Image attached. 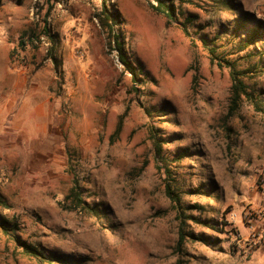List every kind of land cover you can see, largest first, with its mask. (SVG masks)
Returning a JSON list of instances; mask_svg holds the SVG:
<instances>
[{"label":"rangeland","instance_id":"rangeland-1","mask_svg":"<svg viewBox=\"0 0 264 264\" xmlns=\"http://www.w3.org/2000/svg\"><path fill=\"white\" fill-rule=\"evenodd\" d=\"M103 4L123 20L127 55L141 67L135 83L106 54ZM156 4L2 0L0 217L21 241L83 264H264V200L253 201L264 195V116L245 97L230 110L226 65L250 71L240 79L264 109V37L241 48L246 30L258 21L264 30V0H174L171 22ZM47 10L54 45L41 37L17 49ZM153 132L180 209L164 193ZM69 168L98 214L70 208ZM0 264L47 263L0 229Z\"/></svg>","mask_w":264,"mask_h":264},{"label":"trees","instance_id":"trees-1","mask_svg":"<svg viewBox=\"0 0 264 264\" xmlns=\"http://www.w3.org/2000/svg\"><path fill=\"white\" fill-rule=\"evenodd\" d=\"M157 4L151 5V9L157 13L163 15L169 22L174 21L176 17V9L173 4L174 0H154ZM2 3V0H0V5ZM50 14V10H47V13L45 14L42 24L40 27V32L38 33V36L34 35V33L30 32H24L22 33L17 42V49L24 50L26 47L36 48L35 44H37V41H40L41 37H45L47 42L54 45L56 42L55 36L51 34V31L47 27V18ZM245 15V14H244ZM248 16V15H247ZM96 19L99 23V26L105 33V39H106V54L111 55L115 54L119 63L123 66V69L125 72H127L131 76V80L133 83L137 80V72L141 70V67L134 66V64L130 61V57L127 55L126 49H125V42H124V35L122 33V25L123 20L121 19L120 14L115 9H109L108 6L103 4L101 11L96 15ZM246 18L241 17L240 19H237L236 24L238 31L242 29H246ZM258 26L255 27L252 31H247L248 37L243 39L242 43V49L247 48L255 42L256 40L260 39L261 37H264V30L263 29V22L258 21ZM202 44L207 47V43L205 40L202 41ZM208 52L211 56V61L217 64V66L222 67L220 63L216 61L213 54V51L211 49H208ZM48 58L51 59L55 66L56 72H58V60L56 55L52 53V51H47ZM213 56V57H212ZM226 65L230 69L231 74V111H234L239 103L241 101L242 97H245L247 101L253 103L255 106V111L258 113H261L264 116V109L259 106V104L256 103L255 97L251 93L247 91L246 86L240 79L241 77L245 76L247 74L248 70H242L238 71L234 68L232 63L226 62ZM58 76H61V73L58 72ZM120 131V126L117 127L115 133L113 136L118 135ZM151 140L152 145L154 148L155 156L162 165L158 167V169L163 172L164 174V193L166 197L170 200V202L177 208L180 209V198L179 196L174 192V182L175 180L170 176V173L167 168H165L166 164V157L163 153V139H161L160 136L156 134V132L151 133ZM174 162L178 161V159H174ZM69 172L72 175V186L69 189V194L67 196V200H71L72 203V209L80 210V211H86L91 214H98L96 209L90 205H88L83 199L80 198L81 192H80V186L79 182L76 178V176L73 174V171L70 170ZM0 206L3 209H7L8 206L5 202V200L0 197ZM0 229L3 231L5 235H9L12 237L13 241L17 244L18 247L22 249V252L30 257L37 259L39 261L46 262L47 264H83L85 259H73L65 255L60 254H44L41 252L36 246L28 244L24 241H21L16 235L15 232L18 231V227L13 222V219L8 220L7 218L0 217ZM184 234L182 231H180L178 235V248L182 245L184 241ZM197 240L203 241L204 238H198Z\"/></svg>","mask_w":264,"mask_h":264},{"label":"crops","instance_id":"crops-1","mask_svg":"<svg viewBox=\"0 0 264 264\" xmlns=\"http://www.w3.org/2000/svg\"><path fill=\"white\" fill-rule=\"evenodd\" d=\"M263 200H264V195L259 194V193L253 199V201H255V203H257V205H259Z\"/></svg>","mask_w":264,"mask_h":264}]
</instances>
